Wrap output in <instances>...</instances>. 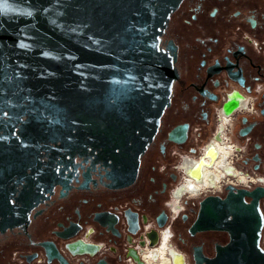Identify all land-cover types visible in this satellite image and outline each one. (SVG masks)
I'll return each instance as SVG.
<instances>
[{
  "label": "flooded vegetation",
  "instance_id": "obj_1",
  "mask_svg": "<svg viewBox=\"0 0 264 264\" xmlns=\"http://www.w3.org/2000/svg\"><path fill=\"white\" fill-rule=\"evenodd\" d=\"M159 49L175 55L177 78L134 183L110 188L103 166L76 158L70 188L56 184L21 223L0 175V264H35L40 253L60 264L36 246L42 240L70 264H197L229 242L227 231L190 228L216 217L228 197L250 203L248 193L264 188V0H182ZM259 204L264 214V197ZM71 225L74 237L58 236ZM263 235L264 227V250ZM74 241L97 249L72 252Z\"/></svg>",
  "mask_w": 264,
  "mask_h": 264
},
{
  "label": "water",
  "instance_id": "obj_2",
  "mask_svg": "<svg viewBox=\"0 0 264 264\" xmlns=\"http://www.w3.org/2000/svg\"><path fill=\"white\" fill-rule=\"evenodd\" d=\"M181 2L0 0V175L9 213L18 210L21 223L56 184L70 188L67 171L76 158L103 166L110 188L134 183L170 105L175 55L160 50L159 41ZM248 194L250 203L241 194L228 197L216 217L195 220L192 233L230 235L214 258L197 264H264V188ZM129 222L134 232L135 218ZM77 231L71 225L57 233L71 239ZM36 246L49 262L70 264L54 241ZM67 247L97 249L82 241Z\"/></svg>",
  "mask_w": 264,
  "mask_h": 264
},
{
  "label": "built area",
  "instance_id": "obj_3",
  "mask_svg": "<svg viewBox=\"0 0 264 264\" xmlns=\"http://www.w3.org/2000/svg\"><path fill=\"white\" fill-rule=\"evenodd\" d=\"M262 241H263V245H264V235H263V240ZM70 258H71V260L76 259L77 261H79L80 259H85V257H83V256H73V255H70ZM45 262H46V258L44 256V254L40 253L38 259L35 262V264H46Z\"/></svg>",
  "mask_w": 264,
  "mask_h": 264
},
{
  "label": "bare ground",
  "instance_id": "obj_4",
  "mask_svg": "<svg viewBox=\"0 0 264 264\" xmlns=\"http://www.w3.org/2000/svg\"><path fill=\"white\" fill-rule=\"evenodd\" d=\"M174 261H177V260H174Z\"/></svg>",
  "mask_w": 264,
  "mask_h": 264
}]
</instances>
